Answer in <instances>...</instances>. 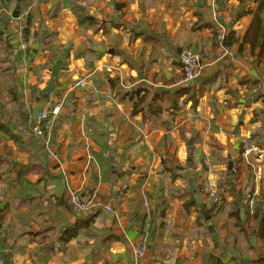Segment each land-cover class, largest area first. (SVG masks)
I'll return each mask as SVG.
<instances>
[{
  "label": "crops",
  "instance_id": "0c3cea01",
  "mask_svg": "<svg viewBox=\"0 0 264 264\" xmlns=\"http://www.w3.org/2000/svg\"><path fill=\"white\" fill-rule=\"evenodd\" d=\"M14 5L0 0V264H256L228 213L264 194V55L242 41L256 2L21 0L17 18ZM183 49L202 57L189 86ZM56 101L38 140L34 108ZM203 180L223 211L198 222L183 204ZM70 191L113 211L87 218Z\"/></svg>",
  "mask_w": 264,
  "mask_h": 264
},
{
  "label": "trees",
  "instance_id": "16d2710c",
  "mask_svg": "<svg viewBox=\"0 0 264 264\" xmlns=\"http://www.w3.org/2000/svg\"><path fill=\"white\" fill-rule=\"evenodd\" d=\"M253 1L256 2V7L254 10L250 11V13L252 14V20L249 27L247 28V30L243 35L242 41L244 43H248L252 49L258 46L259 47L258 56L261 57L264 55V16H261V12L264 11V0H253ZM29 27L30 26L26 24L27 30L29 29ZM22 35L24 37V35L26 34L22 33ZM233 38H234L233 33L230 34L228 33L227 35H225L224 39L222 40L223 46H228L229 44H231ZM180 70H181V66H180ZM181 74H182V70H181ZM196 79L194 80V82L196 81ZM30 134L33 135L35 138H37L32 132H30ZM37 139L41 140L39 138ZM197 187L200 191V186L198 185ZM252 197L254 199V205L250 207L249 201ZM240 199H244L242 194H240ZM221 201L222 198L217 202L211 201L212 203L208 204L204 201L202 204H200L199 208L203 209V211H201L198 216V222L200 221L201 218L205 219L207 218V216L213 217L217 214L222 213L223 205H219ZM244 201L245 203L241 208H239L238 206L237 208H233L232 211L229 213V215L234 218L236 226L238 227L239 231L244 232L245 236L248 235L254 239V245L256 246L258 252V257L254 262L256 264H264V194L259 193L258 195H253V194L251 195V193H247L245 195ZM195 206L196 203L194 202L193 197L185 201L183 204V207L187 213H189L192 207ZM241 209L243 211H241ZM96 210L97 209L95 208L93 213H91L90 215L86 214L85 212H78V213H81L82 215L86 214L85 217L90 218L91 216L94 215ZM1 211H3V209H1ZM160 215H163V208H161L160 210ZM148 220L149 219H146V217H144L141 219V223L138 225L141 232H143V234L147 232L149 230V227L151 226L150 222L148 223ZM83 224L85 223L78 222V224H76L73 228H71V230H69V235L73 234V232H75L76 229L81 227ZM209 259L213 264H225L218 256L215 255H210Z\"/></svg>",
  "mask_w": 264,
  "mask_h": 264
},
{
  "label": "built area",
  "instance_id": "2783aa9c",
  "mask_svg": "<svg viewBox=\"0 0 264 264\" xmlns=\"http://www.w3.org/2000/svg\"><path fill=\"white\" fill-rule=\"evenodd\" d=\"M222 38V36H219ZM30 39L24 38L22 32L19 33V49L26 51L30 48ZM179 63L182 70V81L184 85H189L200 75L203 64L201 54L197 51L191 49H183L179 54ZM83 79H78L74 82V86H83ZM62 106L61 101H56L53 104H49L46 107L39 109L37 114V124L34 127L29 128V131L32 132L37 138L47 141L50 137V132L54 126V123L57 117L60 114V109ZM24 130V129H22ZM200 193L203 198L209 201L217 202L221 199L218 188L209 180H203L200 183ZM125 187V186H124ZM69 203L77 212H85L90 215L93 213L94 209L101 207L106 211H113L111 205H102L92 202L91 200H84L82 197L74 191H70L68 197ZM146 204V203H145ZM250 207L254 205L253 197L249 201ZM147 251L145 243H138L134 246V254L136 256H143Z\"/></svg>",
  "mask_w": 264,
  "mask_h": 264
},
{
  "label": "water",
  "instance_id": "95a60500",
  "mask_svg": "<svg viewBox=\"0 0 264 264\" xmlns=\"http://www.w3.org/2000/svg\"><path fill=\"white\" fill-rule=\"evenodd\" d=\"M20 11H21V0H15V5H14L13 11H12V17L17 18L19 16ZM51 87H52V84L49 83L45 87L44 92L50 93ZM39 109H40V105H36L34 108V111H33V115H32L34 119L37 117ZM191 194H192V197L194 199V202L197 205H200L203 203V198L201 196V193H200L199 189L197 187H195L194 181H192V185H191ZM201 210H203V209H201Z\"/></svg>",
  "mask_w": 264,
  "mask_h": 264
},
{
  "label": "rangeland",
  "instance_id": "374dc122",
  "mask_svg": "<svg viewBox=\"0 0 264 264\" xmlns=\"http://www.w3.org/2000/svg\"><path fill=\"white\" fill-rule=\"evenodd\" d=\"M240 194H241V192H240ZM205 202L208 203V204H209V203H212V202L209 201V200H206ZM233 208H237V206H231V207H229V208H228V213H230V212L232 211ZM243 209H244V208H243ZM241 211H243V210L241 209ZM241 214H242V213H241ZM242 216H243V215H242ZM207 223H208V221H204L203 224H204V225H207ZM241 226H242V225H241Z\"/></svg>",
  "mask_w": 264,
  "mask_h": 264
}]
</instances>
